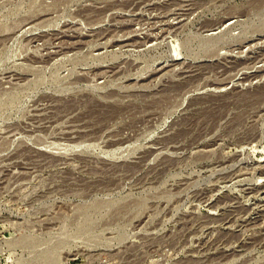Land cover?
<instances>
[{"label":"rangeland","instance_id":"374dc122","mask_svg":"<svg viewBox=\"0 0 264 264\" xmlns=\"http://www.w3.org/2000/svg\"><path fill=\"white\" fill-rule=\"evenodd\" d=\"M0 264H264V0H0Z\"/></svg>","mask_w":264,"mask_h":264}]
</instances>
